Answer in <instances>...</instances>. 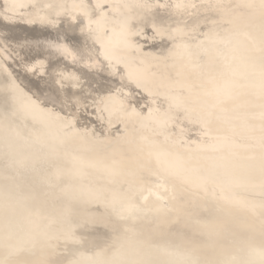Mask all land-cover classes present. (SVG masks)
<instances>
[{"label": "bare ground", "instance_id": "bare-ground-1", "mask_svg": "<svg viewBox=\"0 0 264 264\" xmlns=\"http://www.w3.org/2000/svg\"><path fill=\"white\" fill-rule=\"evenodd\" d=\"M4 2L0 264H264V0Z\"/></svg>", "mask_w": 264, "mask_h": 264}, {"label": "water", "instance_id": "water-1", "mask_svg": "<svg viewBox=\"0 0 264 264\" xmlns=\"http://www.w3.org/2000/svg\"><path fill=\"white\" fill-rule=\"evenodd\" d=\"M88 2H92V1H88ZM5 6V2L4 0H0V11L3 10V7ZM69 17H64V18H61L60 20L62 22H59L58 26H56L57 28H55V30H53L52 28H44L42 30V32L38 35V36H34L32 38H27L25 41L29 42V41H38L37 43V46H42V41L44 40H51V41H61V36L62 38L67 41V42H71V44L73 43V39L74 37L69 34L68 32L65 33L66 31V26L65 24L63 23V21H67ZM76 23L77 24H80L82 23L81 20H79V18L76 19ZM30 44V43H28ZM29 47V45H26ZM98 49V48H97ZM114 53V52H113ZM12 57V60L13 61H6L5 59H3L2 57H0V63L4 66H9L12 64V62H16V59L15 57ZM62 64H66L65 61H61ZM87 74V73H86ZM99 75V73H98ZM100 78H97L95 77L94 75H90V83H89V86H92L93 90H98V91H103V90H107L106 88H101L104 86V76L100 73L99 75ZM118 84V82H116ZM97 86V88H101V89H97L94 87ZM49 88L45 87V88H38L37 90H35V93H32V97L34 99H37V101L41 102L42 104L44 105H48L49 107L53 108L54 110H59L60 109V106H58L56 103H53L52 101L54 100V98H52L49 94L50 92L48 91ZM120 89V88H118ZM131 91L134 93L135 95V100H132V99H128V103H130L132 106L134 104H137L139 102V99L141 98V95L138 93V91L134 88V87H131ZM55 101V100H54ZM172 132V130H171ZM197 136V135H195Z\"/></svg>", "mask_w": 264, "mask_h": 264}, {"label": "snow or ice", "instance_id": "snow-or-ice-1", "mask_svg": "<svg viewBox=\"0 0 264 264\" xmlns=\"http://www.w3.org/2000/svg\"><path fill=\"white\" fill-rule=\"evenodd\" d=\"M147 7L149 8L150 11L154 10L155 8H159L161 9V11H163L167 7V3H166V0H153V3L150 5H147ZM175 7H179V6L176 5ZM102 10H105L104 6H102ZM56 15H59V13H57ZM41 19L47 20L49 23L53 22L51 17H48V16H42ZM3 22H4L3 20H0V23H3ZM25 26H27V23Z\"/></svg>", "mask_w": 264, "mask_h": 264}]
</instances>
